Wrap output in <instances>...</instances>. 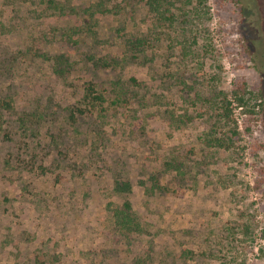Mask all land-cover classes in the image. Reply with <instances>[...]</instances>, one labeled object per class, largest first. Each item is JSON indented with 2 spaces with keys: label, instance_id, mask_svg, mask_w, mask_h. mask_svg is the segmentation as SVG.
I'll use <instances>...</instances> for the list:
<instances>
[{
  "label": "rangeland",
  "instance_id": "1",
  "mask_svg": "<svg viewBox=\"0 0 264 264\" xmlns=\"http://www.w3.org/2000/svg\"><path fill=\"white\" fill-rule=\"evenodd\" d=\"M263 230L264 0H0V264H264Z\"/></svg>",
  "mask_w": 264,
  "mask_h": 264
},
{
  "label": "trees",
  "instance_id": "2",
  "mask_svg": "<svg viewBox=\"0 0 264 264\" xmlns=\"http://www.w3.org/2000/svg\"><path fill=\"white\" fill-rule=\"evenodd\" d=\"M64 64H65V61L61 59H59V62H57V66L59 65V69L61 70L60 74L62 76L65 74V72H62V70L66 69ZM118 64L119 63L116 59H109L105 61L102 60L99 62L100 69L115 68ZM131 81L135 82L136 80L132 78ZM96 84L97 83H94V82L92 83V81H88L87 83L84 84V94H83L84 109L80 108L78 110L80 114H83L84 112H90V110L96 111L97 106H101L106 101V97L104 93L99 89V87L96 86ZM236 101H237V106L240 108L241 107L243 108L244 105L246 104L244 96L242 94L241 96H236ZM6 104L5 106H7ZM74 116L75 115L72 114L73 118ZM262 238L264 240V230L262 231Z\"/></svg>",
  "mask_w": 264,
  "mask_h": 264
}]
</instances>
